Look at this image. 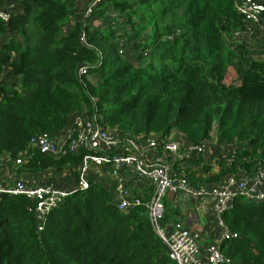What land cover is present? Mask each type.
Returning a JSON list of instances; mask_svg holds the SVG:
<instances>
[{"label": "trees", "instance_id": "16d2710c", "mask_svg": "<svg viewBox=\"0 0 264 264\" xmlns=\"http://www.w3.org/2000/svg\"><path fill=\"white\" fill-rule=\"evenodd\" d=\"M15 1L22 12L0 20V157L63 132L94 98L102 123L124 135L234 143L214 172L206 163L188 175L194 186L264 167V61L228 43L243 29L234 0H103L100 28L79 18L81 0ZM119 38L137 43L120 55ZM87 64L90 77L80 78ZM80 159L35 153L24 169L59 173ZM33 210L24 197L0 196V264H175L146 210L120 211L104 184L71 194L42 232ZM221 219L239 235L223 246L230 264H264V202L237 199Z\"/></svg>", "mask_w": 264, "mask_h": 264}, {"label": "built area", "instance_id": "2783aa9c", "mask_svg": "<svg viewBox=\"0 0 264 264\" xmlns=\"http://www.w3.org/2000/svg\"><path fill=\"white\" fill-rule=\"evenodd\" d=\"M85 1L87 4L88 0ZM102 2L89 0L82 18L90 23ZM234 7L243 29L233 32L228 43L254 53L256 41L261 42L260 37L264 36V1L234 0ZM13 14L0 12V20L7 23ZM81 41L86 43L85 35ZM117 41L119 54L126 55L132 47L120 38ZM92 68L89 64L81 66L79 77L89 78ZM92 101L91 110L84 108L70 116L63 132L43 133L32 138L27 150L16 159H12L10 154L0 157V196L24 197L31 201L38 232H42L51 212L71 194L87 190L92 181L101 183L113 189L120 211L146 210L154 232L166 245L168 256L175 264H230L223 246L238 239L239 235L229 230L221 215L230 210L237 199L264 202V167L254 173L226 177L219 185L194 186L188 175L195 169L201 170L207 163L210 139L195 145L182 138H179L180 141L175 139L174 134L165 138L124 135L102 123L97 100L92 98ZM216 146L217 153L211 159L213 163L209 162L212 168L215 163L219 165L227 154L234 155L236 149L234 143ZM35 153L54 158L69 153L81 156V159L73 169L68 167L59 173L46 171L34 174L25 170L24 166ZM200 158H203L202 164L192 166L190 171L189 162ZM177 194L211 201L216 225L222 229L216 240L201 243L200 234L189 229L183 221L175 220L169 225L164 223L167 210L164 199L167 195Z\"/></svg>", "mask_w": 264, "mask_h": 264}, {"label": "crops", "instance_id": "0c3cea01", "mask_svg": "<svg viewBox=\"0 0 264 264\" xmlns=\"http://www.w3.org/2000/svg\"><path fill=\"white\" fill-rule=\"evenodd\" d=\"M8 1H11L12 3L10 5H8L7 4ZM0 12H13V13H15V15H17V14L22 12V8L17 1H15V3H14L13 0H0ZM97 27L100 28L98 25H97ZM260 39H261V42L256 41V43H255L254 53H250L249 52L250 50H247L249 58L252 60H258V59L264 60V36L260 37ZM9 75L10 74H8V69H6L4 74H3V81H8V80L10 81ZM209 141H210V147H209L208 153L206 154L207 158H209V161L206 160L208 164L211 161V159L213 158V156L216 155V153H217L216 135H212V137ZM215 169H216V166L214 168H212V171L214 172ZM194 171L199 172L200 170L195 169ZM197 175H200V172ZM182 195L184 197H187L185 194H182ZM170 196L171 195H167V197L165 199H167ZM187 198H191V197H187ZM196 201H198V200H196ZM165 204H166L167 210H166V216L164 219V223L166 225L171 224L175 220H179V221H183V222L185 221L184 223L186 224V226L189 229H191L193 232H196V234H200V242L201 243H203V240H206L205 233L210 232V228L213 229L212 232H210L212 239H209L208 241L212 242V241L216 240V238L218 236H220L222 229L217 227V225H216L217 219L214 216V214L212 215L211 220H209L207 217H205L208 214H204L202 210L192 209V210H190L189 217L184 218L183 214L180 213V210L177 207V195H174V197L171 200L169 199L168 201H165Z\"/></svg>", "mask_w": 264, "mask_h": 264}, {"label": "rangeland", "instance_id": "374dc122", "mask_svg": "<svg viewBox=\"0 0 264 264\" xmlns=\"http://www.w3.org/2000/svg\"><path fill=\"white\" fill-rule=\"evenodd\" d=\"M13 2L15 3V0H13ZM12 2L11 1H8V5H10ZM88 3H89V0L87 1V4H86V1L85 0H81L78 5H77V13L79 14V18L82 19V14L85 13V10L86 8H88ZM112 13V12H110ZM110 13H106V15H109L111 17V14ZM114 16H117V14H115ZM112 18V17H111ZM93 21V25L94 26H99V27H103L105 26L106 24L102 22L101 19H99L98 17H94V19L92 18V20L90 21V23ZM102 25V26H101ZM121 30L119 29L117 34L119 33L120 34ZM4 41V39L0 42V45L1 43ZM137 43V41H133L131 44H130V47H133L135 44ZM215 135V134H213ZM173 137L177 140L180 141V137L177 136V135H173ZM207 161H209V158L206 159ZM211 163H213L211 161ZM218 165L217 163H215V166ZM174 197V195H171L170 197H168L167 199H164V201H168L169 199L171 200L172 198ZM177 207L178 209L180 210V213L183 214L184 218H187L189 217L190 215V210L192 209H198V210H202L204 214H208L207 217L209 220H211L212 218V215H213V207L211 205V201L208 199V198H203L201 200H198L196 201L195 199L193 198H187V197H184L182 194H177ZM185 222V221H184ZM212 228H210V232H212ZM210 232H206L205 233V237H206V240H203V243L204 244H208L210 241H208L209 239H212L211 238V234Z\"/></svg>", "mask_w": 264, "mask_h": 264}]
</instances>
